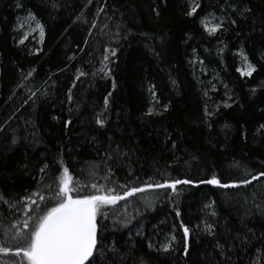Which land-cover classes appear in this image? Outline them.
Listing matches in <instances>:
<instances>
[{"label":"trees","instance_id":"trees-1","mask_svg":"<svg viewBox=\"0 0 264 264\" xmlns=\"http://www.w3.org/2000/svg\"><path fill=\"white\" fill-rule=\"evenodd\" d=\"M196 3L197 13L187 16L189 0H0L4 224L22 219V204L19 212L10 207L19 198L34 191L51 195L45 185L57 187L63 166L82 184L104 183L111 168L108 186L121 194L119 185L140 187L149 177L153 183L199 181L215 172L228 182L264 171V0ZM236 7L251 8V15L240 16ZM25 13L43 25L38 42L20 43L17 19ZM213 14L224 18V27L210 35L200 21ZM241 51L257 68L250 77L238 71ZM81 71L86 75L77 80ZM109 92L101 117L107 123L100 127L95 116ZM205 107L214 115L206 117ZM149 108L157 114L146 115ZM93 164L99 175L90 180ZM254 204L264 208V178L240 189L146 190L128 198L126 207L124 201L111 207L106 219L98 217L97 238L114 244L123 264H264V214ZM50 206L42 204L36 215ZM181 221L191 230L188 256ZM205 224L215 225V237L203 231ZM172 235L173 248L165 252L161 245ZM0 264L10 260L0 254Z\"/></svg>","mask_w":264,"mask_h":264},{"label":"snow or ice","instance_id":"snow-or-ice-1","mask_svg":"<svg viewBox=\"0 0 264 264\" xmlns=\"http://www.w3.org/2000/svg\"><path fill=\"white\" fill-rule=\"evenodd\" d=\"M91 3V0H88ZM19 6V5H18ZM229 7H233V4H229ZM55 7V5H53ZM200 7L199 3L193 0L190 10L185 14L187 16H193L197 13V9ZM240 16H250L251 8L236 7L235 9ZM99 12H103L104 9L100 8ZM155 11L157 16L160 15L159 11ZM31 17L32 14L29 13ZM34 19V17H33ZM83 19V13L76 17L77 21ZM212 20L216 21L214 23H209L208 18L204 17L201 19V24L205 31L210 35L216 34L218 31L224 27V18L217 20L215 15H212ZM232 25L236 24L235 19L229 20ZM96 27L95 24L91 25ZM36 27L40 30V36L43 38L44 29L43 25L40 23L36 24ZM107 27V25H105ZM27 39V36L24 37ZM21 39L20 43L24 42ZM39 51V50H37ZM111 57H115L116 52L113 49H107ZM154 55H159V53H153ZM242 62L246 67L238 69L243 76L250 77L257 68L252 64L247 56L241 52ZM264 59V56L261 57ZM105 61H110V56H104ZM103 70V69H102ZM35 69H32L27 73V77H31ZM107 73H111V69H107ZM86 75L84 72H80L76 77L78 80L81 76ZM113 89H115L116 84L113 79ZM23 87V85H19ZM73 87L75 85L73 84ZM154 85L151 87L153 99H155ZM35 95V93H33ZM112 95L111 92L104 97V109L95 116V123L100 127H104L107 123L106 118H101L105 116L108 109L109 99ZM68 99L71 100V88L69 89ZM229 106V105H226ZM167 105H164V110H167ZM157 114L154 112L153 108H149L146 115ZM206 117H211L214 115L213 112H209L207 107H205ZM53 119H58V117H53ZM71 120L65 122V124H70ZM211 127V124L208 125ZM227 127V125H226ZM261 129H264V124L260 125ZM3 127L0 126V131ZM168 139H171L169 136ZM12 144L17 143L15 137L12 138ZM173 147H175V142H173ZM117 151H119L120 146H116ZM105 156L111 159L110 153H105ZM62 163V161H60ZM236 167H240L237 163ZM47 165L39 169L41 174H45ZM99 165L93 164L91 171L88 174L90 180H95L99 175ZM59 171V169H58ZM108 175L104 178V183L91 182L87 184H82L80 180L73 179V176L67 166H63L62 174L58 177L57 187L52 188L50 184L45 185V192L51 193V195H43L40 192L34 191L30 195L19 198L15 204L10 205V207L19 212L20 208L18 205L22 204L23 214L22 219H14L10 225H6L3 222V217L0 216V254L7 257L10 260V264H123V257L118 255L117 249L114 244L112 246L104 245L102 242L98 241V217L101 219L107 218V213L111 207L119 204V202L124 201V206L126 207L128 198L133 197L137 193H144L146 190L151 189H171L172 192H176L178 185H193V184H207L217 186L222 189H240L242 187L246 188L254 181H259L264 178V171L258 172L256 174H251L246 171L243 178L239 180H231L228 182H223L221 177L213 172L208 179H202L199 181H194L192 179H165L163 183L152 182V178L149 177L147 181L143 183L142 186H129L128 184L119 185L122 189V194L118 192L115 188L108 186L110 181L111 168L108 170ZM251 175V178H247ZM138 179V178H137ZM88 190L87 192L85 190ZM33 197H36L35 199ZM241 199L244 200L245 204L248 203V196H244ZM0 200H4L3 194H0ZM8 203V201H4ZM52 203V206L47 207L46 211L42 215H36V212L40 210L42 204ZM256 209L260 210L264 214V208H261L260 204H254ZM180 215L179 210L176 211V216ZM213 216L216 215L215 212L212 213ZM35 216V221L33 217ZM180 227L182 228L184 246L183 254L185 256L189 255V244L188 237L190 233V228L180 222ZM197 228L200 226L197 225ZM203 231L209 236L215 237V225L205 224ZM251 231V230H249ZM176 240V236L172 235L169 241L163 245L161 248L163 251L167 252L173 248L172 241ZM153 247V245H149ZM216 248L220 249V254L223 255L224 245H221L219 241L216 242ZM230 259V257H229Z\"/></svg>","mask_w":264,"mask_h":264},{"label":"rangeland","instance_id":"rangeland-1","mask_svg":"<svg viewBox=\"0 0 264 264\" xmlns=\"http://www.w3.org/2000/svg\"><path fill=\"white\" fill-rule=\"evenodd\" d=\"M196 1L197 0H195V2ZM189 2L192 4L193 0H189ZM33 17H34V19H33ZM208 21H209V23L216 22V21L212 20V17H209ZM37 23H40V22L36 19V17L34 15H32L30 17L29 14H27V13L20 14V16L17 19V31H19L21 39H24V37L27 36V39H31L32 41H35V42L40 41L42 38L40 36V30L36 27ZM24 40H26V39H24ZM241 52H239V54ZM244 67H246V65L242 62V57L240 55V66H239V69H242ZM139 232L140 231H138V233Z\"/></svg>","mask_w":264,"mask_h":264}]
</instances>
